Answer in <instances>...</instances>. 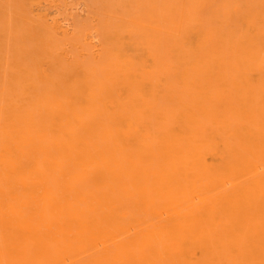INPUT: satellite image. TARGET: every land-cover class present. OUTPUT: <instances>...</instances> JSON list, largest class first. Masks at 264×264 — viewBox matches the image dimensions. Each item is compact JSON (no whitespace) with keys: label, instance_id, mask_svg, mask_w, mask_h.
I'll list each match as a JSON object with an SVG mask.
<instances>
[{"label":"rangeland","instance_id":"1","mask_svg":"<svg viewBox=\"0 0 264 264\" xmlns=\"http://www.w3.org/2000/svg\"><path fill=\"white\" fill-rule=\"evenodd\" d=\"M0 88V148H111L117 102L136 114L134 100L143 93L146 102L157 106L181 111L185 105L193 107V130L199 138L208 133L211 142L237 151L236 163L257 165L261 171L264 0H0ZM148 134L139 133V139L161 144ZM186 137L177 139L181 143ZM204 149L209 152V145ZM207 152L206 160L215 155L217 162V154ZM126 166L130 168L117 170L115 177L99 168L104 165L38 166L45 178L44 194L52 199L44 206L50 221L41 234L50 255L43 257L39 248L38 264L91 259L118 264L99 258L103 239L98 234L85 241L76 234V208L71 215L62 213L74 207L71 200L81 207L83 189L107 200L106 216L119 214L129 234L147 220L160 226L157 242L141 264H193L198 252L192 236L183 231L189 204L195 201L192 179L174 172L176 165ZM183 167L178 165V171ZM135 168L136 189L147 183L152 190L148 202L136 196L143 205L130 210L126 198L132 187L125 175ZM115 178L128 183L118 186ZM228 178L218 189L229 188ZM262 207L229 228L242 233L239 243L264 238ZM17 251L16 212L1 207L0 264H19ZM234 257L227 248L217 259L228 264Z\"/></svg>","mask_w":264,"mask_h":264},{"label":"bare ground","instance_id":"2","mask_svg":"<svg viewBox=\"0 0 264 264\" xmlns=\"http://www.w3.org/2000/svg\"><path fill=\"white\" fill-rule=\"evenodd\" d=\"M2 92L0 88V93ZM145 96L146 94L142 93L134 100L136 114H130L123 103L117 102V132L111 148L97 147V151L95 148L78 147L0 148V208H9L16 212L19 264H38L39 248L43 257L50 255L41 234L46 232L45 221H48L44 206L50 204L52 199H47L44 194L45 178L42 172L39 174V165H104L99 168L109 170L113 177L117 176V170L127 171L130 167L126 165H176L174 172L178 175L184 173L185 178L192 179L191 189L195 195V201L189 204L190 209L186 214L183 229L185 236H192L194 248L198 252L193 264H221L217 258L227 248L235 256L228 264H264L263 237L257 236L256 242L239 243L242 233L234 232V229L229 230L231 226L236 227L245 221V215L253 209L257 208L262 212L264 165L261 171H256L257 165H239L233 157L238 154L237 151L230 152L220 141L211 142L214 138L208 133L199 138L198 133L193 130L196 122L193 107L185 105V109L181 111L168 108L164 104L157 106L155 103L146 102ZM1 99L8 97L1 95ZM149 121L158 125L149 124ZM139 133H149L148 135L155 141H160L163 146H151L141 141ZM181 134H186L187 137L179 143L177 138ZM205 145H209V152L217 154V162L213 163L215 155L210 162L206 160ZM178 165L185 166L183 172L178 171ZM130 172L132 175L125 176L130 179L132 191L126 199L127 204H131L129 209L137 210L141 208L140 204L143 205L142 202L149 201L152 188L147 183H141L140 188L137 186L136 189L137 168ZM249 172V178H242ZM225 176H230L229 188L218 189L219 182ZM115 180L118 186L128 183L119 181L118 178ZM173 181L181 182L174 178ZM82 192L81 207L76 205L75 200H71L74 207L72 205L62 211L63 214L71 215L72 208H76L75 211L80 213L76 218V234L82 236L84 241L95 234L102 237L99 258L118 264H141L144 253L151 251L153 243L157 242L155 240L160 234V226L158 229V224L147 220L145 226L138 225L134 227V232L129 234L119 214L111 212L106 216V211L110 208L107 200H102L101 195H92L89 189H83ZM136 196L144 201H140ZM99 203L101 207L96 211ZM65 205L70 206L68 203ZM106 217L108 220L105 222ZM71 221L67 220L68 223ZM172 224L175 225L174 222ZM39 226H43L41 232ZM224 238L229 239L230 244L220 243ZM78 262L96 264L93 259L90 263Z\"/></svg>","mask_w":264,"mask_h":264}]
</instances>
